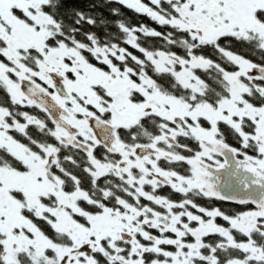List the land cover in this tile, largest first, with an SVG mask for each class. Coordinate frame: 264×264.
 <instances>
[{
    "label": "snow or ice",
    "instance_id": "snow-or-ice-1",
    "mask_svg": "<svg viewBox=\"0 0 264 264\" xmlns=\"http://www.w3.org/2000/svg\"><path fill=\"white\" fill-rule=\"evenodd\" d=\"M0 93V264H264V0H0Z\"/></svg>",
    "mask_w": 264,
    "mask_h": 264
},
{
    "label": "trees",
    "instance_id": "trees-1",
    "mask_svg": "<svg viewBox=\"0 0 264 264\" xmlns=\"http://www.w3.org/2000/svg\"><path fill=\"white\" fill-rule=\"evenodd\" d=\"M87 2H88V0H78V3L80 4L81 7H83ZM99 2L103 3V0H99ZM112 8H120L122 16L121 17L111 16L110 10ZM95 11L99 12V13H103V15L106 18H108L110 21H115V20L120 19V18H125L130 25L143 23V24L148 25L149 27H155V28H158L159 31H162V29L158 25H156L154 22H152L148 17L136 14L134 11L129 10L127 8H124V7H121L120 5L115 4V3L107 4L104 7L97 8ZM110 30L112 32L117 31V29L115 27H112ZM102 31L103 30H101V34H102ZM147 43H148V47H159L161 42L154 39V38H149L147 40ZM138 55H139V53H138ZM0 95H2V93H0Z\"/></svg>",
    "mask_w": 264,
    "mask_h": 264
},
{
    "label": "flooded vegetation",
    "instance_id": "flooded-vegetation-1",
    "mask_svg": "<svg viewBox=\"0 0 264 264\" xmlns=\"http://www.w3.org/2000/svg\"><path fill=\"white\" fill-rule=\"evenodd\" d=\"M155 28V27H152ZM158 30V28H156ZM162 31H164L165 29L161 28ZM146 46H148V43L146 42ZM130 51H133L131 48H129ZM138 55V53H136ZM167 191V190H165ZM174 199H179L178 196L173 197ZM197 203H200L206 207H212V206H218L221 207L222 210H231L234 209L236 207V205L234 204H228V203H224V202H219V201H207V200H203L200 199L197 201ZM221 223H223L222 221H219Z\"/></svg>",
    "mask_w": 264,
    "mask_h": 264
},
{
    "label": "rangeland",
    "instance_id": "rangeland-1",
    "mask_svg": "<svg viewBox=\"0 0 264 264\" xmlns=\"http://www.w3.org/2000/svg\"><path fill=\"white\" fill-rule=\"evenodd\" d=\"M145 2H146V0H145Z\"/></svg>",
    "mask_w": 264,
    "mask_h": 264
}]
</instances>
